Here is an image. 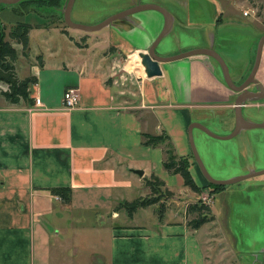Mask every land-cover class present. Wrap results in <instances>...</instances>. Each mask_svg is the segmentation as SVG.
Instances as JSON below:
<instances>
[{
	"label": "crops",
	"instance_id": "1",
	"mask_svg": "<svg viewBox=\"0 0 264 264\" xmlns=\"http://www.w3.org/2000/svg\"><path fill=\"white\" fill-rule=\"evenodd\" d=\"M75 3L81 10L75 12L77 19L94 23L135 4H158L170 20L158 54L211 47L227 61L234 79L249 72L261 32L258 15L244 14L255 8H245L248 0H86L87 7L95 6L93 11L83 9L82 0H75L72 10ZM36 26L44 31L45 50L34 49L29 41L34 61L23 75L32 76L31 102L10 104L0 95V264H213L209 241H219L220 248L227 245L219 236L212 205V222L195 229L187 224V205L206 190L191 191L179 174L168 173L162 148L142 145L141 134L164 130L175 152L188 156L190 173L204 191L206 178L193 158L188 126L193 121H229L237 96L216 61L192 55L163 62L161 75L153 77L137 70L136 90L121 91L109 62L124 53L147 51L164 26L159 11L142 10L81 36L61 25ZM51 32L71 38L66 52L46 39ZM13 44L18 64L24 58L21 46ZM135 57V65L140 64ZM7 87L0 82L1 89ZM67 88L80 95L72 110L61 109ZM36 99L43 107L34 106ZM252 129L234 137L243 155L254 153ZM193 136L195 141L194 130ZM243 167L255 172L247 161ZM132 169H142L143 175ZM151 174L173 192L164 211L159 213L158 202L131 215L118 208L123 201L149 195L144 178ZM249 179L250 185L226 187L213 199L257 182L264 185V175ZM58 188H69V200L53 192ZM212 226L218 231L213 237Z\"/></svg>",
	"mask_w": 264,
	"mask_h": 264
},
{
	"label": "rangeland",
	"instance_id": "2",
	"mask_svg": "<svg viewBox=\"0 0 264 264\" xmlns=\"http://www.w3.org/2000/svg\"><path fill=\"white\" fill-rule=\"evenodd\" d=\"M82 1L84 3L83 9H92V11L94 10L95 6L87 7L86 0ZM66 2L67 0H19L14 4H6L0 2V13L4 11L9 12L8 14H1L0 17L2 22L4 21V24H10L17 21L30 23L32 25V32L29 40L31 46L34 49L40 47V49L45 50V47H42V44L44 43V31L38 29V26H36L38 24L46 23L61 25L62 27L70 29L72 32H80L78 33L80 36L83 33H87L86 31L71 28L65 24L63 20V9L66 5ZM261 3L262 1L253 0L250 2L248 0L247 6L245 8H248L249 6L254 7L253 5H255V10L257 11ZM99 9L100 6H97V9H95V11ZM77 11L81 10L75 3L74 9L71 10V18L74 22L90 25L96 24L94 22H91V20H78L75 16V12ZM250 14L253 13L251 12ZM258 17L261 21V32L259 38L255 42L252 65L249 72L245 76L239 79L233 78V80L237 84L243 83L252 70L256 58L258 42L264 35V10H262L261 14L258 15ZM104 19L105 18H103L99 22L103 21ZM6 26L8 27V25ZM50 36H48V38L46 39L51 43L54 42L59 47L64 48V52L67 51L66 46L71 38L69 39L68 36L61 33L59 35L57 32H51ZM78 39L80 38L78 37ZM47 40H45V45L47 44ZM116 53L119 52L117 51ZM138 53L137 51L124 53L123 56L121 55V58L117 59L116 62H114V64H112V61L114 60H111L109 62V65H111L109 66L110 72L112 74L111 77L113 78V80L114 78L118 80L116 84L121 91H125L126 89H128L131 92H134L137 87V81L139 80L135 77L136 71L138 70L141 75H144V68L141 63L135 65V62L133 61L134 59L136 60L135 56L139 58ZM23 58L24 60L18 62V64H14L15 75L18 79H24L26 77L32 79L31 75L26 76L23 74L26 71L28 72V70L30 71L29 66L33 63L34 58L32 56ZM126 61L127 65L131 69L125 67ZM257 80L258 84L261 83L264 85V56L260 72L257 75ZM0 82L6 84L4 81L0 80ZM257 83L252 84L250 86V89L258 90L259 85ZM0 90L3 89L0 88ZM126 94L133 97L131 93ZM248 102L250 104L246 107H243L244 116L245 114H247L249 118L254 117L255 119L261 120V122H263L264 98L248 100ZM229 118V121L222 122L223 120L215 119L214 124L204 123V125L218 135H227L234 129L235 113L230 115ZM246 119L248 120V118ZM252 130H254V153L248 156V154L243 155L241 149L237 148L235 138L231 140H217L208 137L199 129H194L195 143L198 148L199 155L201 159H203V162L205 163L212 176L217 179L223 180L249 174V172L247 173L246 169L243 167V165H245V161L251 163V165L255 167V171L264 170V129L253 128ZM245 153L249 152L245 151ZM260 175H264V173L259 174L258 176ZM205 183L206 186L204 191H200L199 193L205 192L206 190L205 195H212L211 193L213 191V187H211V185H208L207 180H205ZM239 184H241L242 186H248L251 184V181L248 178L239 183L220 185L221 187L219 190L225 189L229 186H234L235 188V186H238ZM147 191L149 192V195H152V192L148 187ZM184 198L188 199L187 197ZM167 200L168 199H165L163 196H161V199L158 203L159 205L162 203L165 209ZM180 200L183 203L185 201V199ZM211 201L212 202H209V206L212 205L213 215L218 220V229H220L221 231V234L219 236L227 245L225 248H220L219 241L215 239L209 241V244L212 245L209 257L211 262L213 264H259L258 256L264 253V185L260 184V182H257L255 186H251L248 190L241 189V191L239 192L231 191L230 193L223 195L216 194L214 199H212ZM212 233V237L218 235V231L214 226H212Z\"/></svg>",
	"mask_w": 264,
	"mask_h": 264
},
{
	"label": "trees",
	"instance_id": "3",
	"mask_svg": "<svg viewBox=\"0 0 264 264\" xmlns=\"http://www.w3.org/2000/svg\"><path fill=\"white\" fill-rule=\"evenodd\" d=\"M249 1L251 2L253 0ZM253 6L256 8L255 5ZM262 10H264L263 3L258 7L257 15H260ZM31 28L32 25L24 21H17L13 25H8L7 27L0 20V80L8 85L7 89L0 90V95L10 104H18L21 101L27 103L31 102L30 84L33 83V81L28 77L24 79H18L16 77L14 64L18 60L19 53L13 45V43L19 44L21 46V55L27 58L30 51L29 31ZM109 50L115 51L113 47H110ZM36 59H41L40 55H38ZM125 67L131 69L127 65V61ZM141 144L151 147L160 146L163 151L162 165L164 169L168 173L179 174L183 179L184 185L191 191L196 193L201 191L200 186L196 184L190 173L188 156L178 155L175 152L171 138L164 130L154 134L143 132L141 134ZM144 184L150 189L152 195L139 197L129 202L123 201L119 204L118 208H125L128 214L131 215L136 208L157 203L161 199V196L168 199L173 194V192L166 188L164 181L155 174H151L148 178H144ZM208 185L213 187L212 195L219 191L221 187L218 184H212L210 182H208ZM53 192L60 194L65 201L70 198L69 188H58L54 189ZM160 205L159 213H162L164 211V205L162 203ZM186 213L187 216H189L187 224L194 229L199 228L206 222L214 220L210 206L202 203L200 199L189 203L186 207Z\"/></svg>",
	"mask_w": 264,
	"mask_h": 264
},
{
	"label": "water",
	"instance_id": "4",
	"mask_svg": "<svg viewBox=\"0 0 264 264\" xmlns=\"http://www.w3.org/2000/svg\"><path fill=\"white\" fill-rule=\"evenodd\" d=\"M19 0H0V2L6 4H14ZM75 0H67L66 5L63 9V20L65 24L71 28L80 29L86 32H91L98 30L108 24L113 23L116 20L123 19L131 14L142 10H156L159 11L164 16V26L161 32L157 35L154 39L152 44L149 46L146 52H139L138 56L140 58V63L144 68V74L146 77H153L161 75L162 71L160 68V63L173 61L176 59H180L183 57H188L192 55H206L214 59L221 69L222 79L225 81L226 85L232 89L234 92L237 93L235 103H234V112H235V127L234 129L227 135H218L212 132L208 127L200 122L193 121L188 126V139L192 151V155L194 160L196 161L201 173L206 178V180L212 184L218 185H229L234 183H239L249 177H253L255 175L263 174L264 170L262 171H255L250 174L234 177L231 179H217L210 174L206 165L204 164L203 160L201 159L198 149L196 147L193 130L199 129L207 136L217 139V140H231L236 137L242 130L244 129H251V128H263L264 129V121L263 122H253L249 121L245 118L243 114V107L246 106L248 100H255L259 98H264V85L261 83H257V75L261 66L263 54H264V35L260 38L257 46V53L254 65L252 70L250 71L248 77L245 81L241 84H237L230 72L229 65L225 59L213 48H195L189 51L179 52L174 55L170 56H162L158 54V46L162 41V38L167 33V30L170 25L169 14L162 6L153 3H142V4H135L129 8L124 10L118 11L110 16L106 17L103 21L98 22L96 24H83L74 22L71 18V10ZM258 84V90H251L250 86L252 84ZM134 173L139 176L143 175L142 169H132ZM259 264H264V253L258 256Z\"/></svg>",
	"mask_w": 264,
	"mask_h": 264
},
{
	"label": "built area",
	"instance_id": "5",
	"mask_svg": "<svg viewBox=\"0 0 264 264\" xmlns=\"http://www.w3.org/2000/svg\"><path fill=\"white\" fill-rule=\"evenodd\" d=\"M258 11V10H257ZM257 11L254 9L252 10H245L244 14L249 15L251 12L257 15ZM80 100V95L77 89L75 88H67L62 94V101H61V109L63 110H72L78 107ZM34 106L36 108H41L43 105L41 104L39 99L35 100ZM213 195H202L200 196V200L202 199V203L209 205Z\"/></svg>",
	"mask_w": 264,
	"mask_h": 264
}]
</instances>
